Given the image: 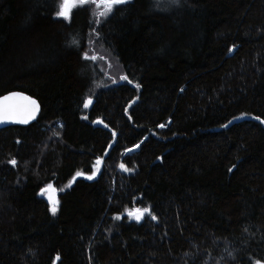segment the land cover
I'll use <instances>...</instances> for the list:
<instances>
[{
    "label": "trees",
    "instance_id": "16d2710c",
    "mask_svg": "<svg viewBox=\"0 0 264 264\" xmlns=\"http://www.w3.org/2000/svg\"><path fill=\"white\" fill-rule=\"evenodd\" d=\"M61 3L0 0V264H264V0Z\"/></svg>",
    "mask_w": 264,
    "mask_h": 264
},
{
    "label": "water",
    "instance_id": "95a60500",
    "mask_svg": "<svg viewBox=\"0 0 264 264\" xmlns=\"http://www.w3.org/2000/svg\"><path fill=\"white\" fill-rule=\"evenodd\" d=\"M11 93H17L19 95L9 96ZM5 97H9V99L5 100ZM32 101H35L36 110L32 112L31 116H28V112L33 107ZM4 107L11 110V115L10 117L0 119V129L15 125L27 126L38 118V114L42 109L39 100L20 90H12L0 95V108ZM100 165L101 161H99V168Z\"/></svg>",
    "mask_w": 264,
    "mask_h": 264
},
{
    "label": "snow or ice",
    "instance_id": "6c2138e0",
    "mask_svg": "<svg viewBox=\"0 0 264 264\" xmlns=\"http://www.w3.org/2000/svg\"><path fill=\"white\" fill-rule=\"evenodd\" d=\"M78 2L80 4H84L87 2V0H78ZM91 2L97 4L98 7L102 5L106 9V12L101 13V14L106 15L107 13L111 12L113 7L125 3V0H91ZM173 2H176V0H173ZM72 6H73V4L70 3V0H62V3L59 6V11L56 12V15L62 16L65 18H69V15H70L69 9ZM137 87H139V85H137ZM16 95H19V94H17V93L9 94V96H16ZM4 99L7 100V99H9V97H5ZM31 103H32L33 107L28 112V116H31L32 112H34L36 110L35 101H32ZM10 115H11V110L9 108H7V107L0 108V119H3L5 117H10ZM256 119L259 120L260 117H256ZM261 122L264 123V121H261ZM101 123H102V121H101ZM162 126L163 125H161V127ZM10 163L15 164L16 161L12 160V161H10ZM122 167H124V166L122 165ZM125 170H128V169H125ZM78 175H79V173H78ZM88 178L91 179L92 177L89 176ZM45 191H46V189H41V192H45ZM49 199L51 200V197H49ZM55 205H56V202L53 201V206L51 208V211L53 213H55L57 210ZM144 213H148L149 215H151L150 209L145 208V209H137L134 211H130L129 216L135 217L136 220H140L143 217ZM153 219H155L154 216H153ZM255 264H262V262L258 260L255 262Z\"/></svg>",
    "mask_w": 264,
    "mask_h": 264
},
{
    "label": "rangeland",
    "instance_id": "374dc122",
    "mask_svg": "<svg viewBox=\"0 0 264 264\" xmlns=\"http://www.w3.org/2000/svg\"><path fill=\"white\" fill-rule=\"evenodd\" d=\"M88 1V0H87ZM89 1H91V0H89ZM126 1H129V0H125V2ZM70 3H72L73 4V6L72 7H70V9H69V13H70V11H71V9L73 8V7H75V6H77L78 4H80L79 2H78V0H70ZM96 14H97V16H99L100 17V15H101V17L102 16H106V15H102L101 13H105L106 12V9L101 5V6H97V4H96ZM110 59V58H109ZM42 189H46V191L45 192H41V190H40V192H39V194L41 195V196H43L47 201H48V203H49V205H50V209L52 208V206H53V201H55L56 202V209L58 210V208H59V204H60V201H59V198H58V192H57V188L52 184V183H50V184H48V185H46L45 187H43ZM49 197H51V200L49 199ZM56 210V211H57ZM134 210H136V209H134ZM134 210H129L128 212H127V214L129 215V212L130 211H134ZM148 215V213H144V215H143V217L140 219V220H136L135 219V217H132V216H129L132 220H135V221H141L145 216H147ZM263 264V263H262Z\"/></svg>",
    "mask_w": 264,
    "mask_h": 264
}]
</instances>
